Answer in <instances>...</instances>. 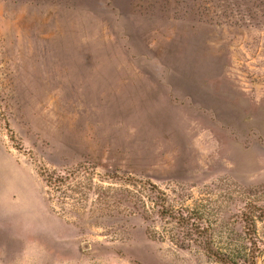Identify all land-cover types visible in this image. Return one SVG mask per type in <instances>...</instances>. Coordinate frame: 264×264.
Returning <instances> with one entry per match:
<instances>
[{
  "label": "rangeland",
  "instance_id": "374dc122",
  "mask_svg": "<svg viewBox=\"0 0 264 264\" xmlns=\"http://www.w3.org/2000/svg\"><path fill=\"white\" fill-rule=\"evenodd\" d=\"M0 264H264V0H0Z\"/></svg>",
  "mask_w": 264,
  "mask_h": 264
}]
</instances>
